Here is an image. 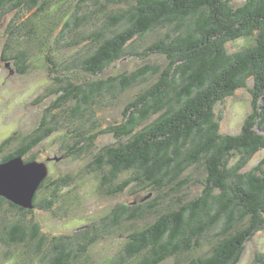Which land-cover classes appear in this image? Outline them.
Instances as JSON below:
<instances>
[{
    "label": "trees",
    "instance_id": "16d2710c",
    "mask_svg": "<svg viewBox=\"0 0 264 264\" xmlns=\"http://www.w3.org/2000/svg\"><path fill=\"white\" fill-rule=\"evenodd\" d=\"M37 1L0 0V21L11 8L35 7L33 16L13 21L9 30L12 34L25 27L26 33L32 29L37 35L34 16L55 14L67 0H53L52 8ZM74 7L64 29H71L75 19L80 25L101 16L103 22L85 35L90 46L85 55L75 56L72 65L61 66L63 70L79 68L97 74L125 56L143 60L163 56V66L146 63L129 73L80 83L67 75L55 76L60 92L57 105L73 101L69 117L76 124L74 143L64 155H77L91 148L100 134L113 133L116 143L95 153L86 172L99 176L98 190L105 195L123 192L131 182L148 191L114 205L100 223L92 220L73 233L51 236L38 222L26 219L31 209L0 196V210L6 205L7 211L17 215L0 223V244L25 249L27 256L14 254L21 260L18 264H27L34 255L43 264H87L89 247L127 222L132 227L124 250L105 264H161L168 258L174 264H238L248 240L264 230V158L245 170L264 150V0L241 4L233 0H77ZM50 24L57 26L56 21ZM156 31L154 41L137 48L138 40ZM238 40L242 43L231 51L228 45ZM15 59L21 64L26 54L20 51ZM154 76L125 105L121 122L90 132L98 124L96 102ZM242 88L250 93V110L237 133H222L216 104ZM46 122L47 116L0 162L25 156L51 134L54 128L46 127ZM14 138L2 141L0 150ZM30 160L34 156L26 159ZM198 166L205 172L199 180L201 190L185 200L179 193L190 182L186 172ZM123 173L128 177L116 183ZM71 183L68 175L44 179L33 208L51 209L56 202H67L70 195L75 196L69 191ZM42 189L45 195L39 198ZM155 191L171 196V201L163 204L164 198L162 202L157 193L151 195ZM147 213L156 214L153 221L134 225ZM250 264H264V253H256Z\"/></svg>",
    "mask_w": 264,
    "mask_h": 264
},
{
    "label": "rangeland",
    "instance_id": "374dc122",
    "mask_svg": "<svg viewBox=\"0 0 264 264\" xmlns=\"http://www.w3.org/2000/svg\"><path fill=\"white\" fill-rule=\"evenodd\" d=\"M243 1L233 0V3L241 4ZM54 2L48 0L46 4V0H38L37 4L39 6L50 5L49 7L52 8ZM76 2L77 0H67L55 14L49 13L44 17L41 15L34 16L33 27L37 28L33 31L37 35L33 34L32 29L26 33L25 27L12 34L11 29L9 30L10 23L12 24L13 21L16 24L33 16V12L36 11L35 7L27 10L23 9L22 4L16 8H11L5 12L0 21V144L9 136L15 135L14 140L0 150V159L4 154L14 151L25 136L34 133L43 123L44 117L47 116L45 126L54 128L53 132L44 137L22 158L25 161L31 156H34L37 161H44L46 158H59L56 161L51 159L47 162V180L64 175L72 178L69 191L75 196L70 195L67 202L65 200L63 203H54L51 209L32 208V213L26 215V219L31 218L38 222L40 229L50 236L73 233L83 226L91 224L92 220L100 223L101 218L114 205L128 203L134 197L143 196L148 191L137 187L136 182H131L123 192L105 195L98 190L99 176L95 173L86 172L95 153L105 145L116 143L117 139L113 133L100 134L91 148H86L77 155H64L65 150L72 146L75 138L73 129L76 124L74 118L69 117V108L72 107L73 101L62 106L57 105L60 92L58 82L53 78L67 75L71 81L80 83L83 80L94 81L106 79L119 73H129L146 63L163 66V56L150 55L146 60L140 56H125L108 65L102 72L92 75L81 71L79 68L63 70L61 66L69 62L72 65L71 62L75 56L85 55L86 50L90 47L88 46L89 40L84 38L85 35L103 22V17L100 16L90 19L89 23L83 22L77 25L75 19L74 22L76 23L71 24V29H64V25L69 19L68 14L73 13ZM53 21L57 22V26L50 24ZM51 28L52 31L49 33ZM158 35V31L151 32L138 40L137 48L142 49L154 41ZM30 36L32 38H28ZM37 36L40 40L35 38ZM241 43L240 40L231 42L228 45L229 49L235 50ZM20 51L26 54V59L18 64L15 55ZM19 69L23 71L19 72ZM154 80L155 76L149 77L144 82H137L114 97L107 94L103 96L98 103H95L97 106L95 104L93 106L98 124L90 132L121 122L125 105ZM251 84L249 81L248 86L250 87ZM250 100L248 89L242 88L223 102L216 104V119H218L222 133L235 134L240 130L250 110ZM89 125L90 123L86 124L87 127ZM263 158L264 150L262 149L246 165L245 170L252 168ZM186 173L191 177L190 182L179 194L185 200H189L199 194L201 190L199 180L205 176V172L198 166L187 170ZM126 177H128V173L121 174L116 183ZM45 191L42 189L39 192L41 194L39 198L45 195ZM156 193L162 202L164 198L163 204L172 199L171 196L170 198L163 197L164 192L155 191L151 192V195ZM16 217L15 213L7 211L6 205L1 208L0 223L8 222ZM155 217L156 214L147 213L143 219L138 220L134 225L150 223ZM121 225V229H114L113 232L97 239L89 247L90 254L87 264H105L108 258L124 250L125 236L132 225L127 224V222ZM24 252L25 249L21 247L11 249L7 245L0 244V264L21 263L18 258L27 253ZM258 252L264 253V230H257L248 240L238 264H250ZM14 254H17V259H15ZM174 261L173 258H168L161 264H174ZM27 264H43V262L38 255H34Z\"/></svg>",
    "mask_w": 264,
    "mask_h": 264
},
{
    "label": "water",
    "instance_id": "95a60500",
    "mask_svg": "<svg viewBox=\"0 0 264 264\" xmlns=\"http://www.w3.org/2000/svg\"><path fill=\"white\" fill-rule=\"evenodd\" d=\"M51 159L59 158L25 161L15 155L0 162V196L24 209H32L34 195L48 174L47 162Z\"/></svg>",
    "mask_w": 264,
    "mask_h": 264
}]
</instances>
